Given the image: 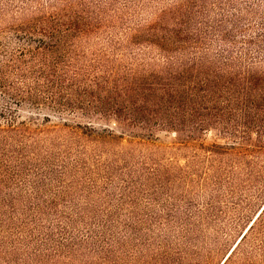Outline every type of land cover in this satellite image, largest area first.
<instances>
[{
	"label": "trees",
	"instance_id": "16d2710c",
	"mask_svg": "<svg viewBox=\"0 0 264 264\" xmlns=\"http://www.w3.org/2000/svg\"><path fill=\"white\" fill-rule=\"evenodd\" d=\"M121 1L68 0L51 5L49 16L13 19L8 28L24 35L31 48L0 68L3 92L18 102L35 99L36 85L11 82L10 75L35 60L47 65L54 54L55 70L63 65L65 73L58 82L48 80L46 70L32 72L36 81L45 79L49 105L109 128L0 124V144L55 135L59 141L78 138L65 152L81 140L105 152L114 145H151L166 132L175 134L166 146L174 151L172 159L177 149L210 151L216 186L253 177L264 157V0H167L147 17L156 0H124L123 12ZM136 14L140 18L132 23ZM95 34H105L106 44L88 58L89 48L79 49ZM34 37H40L38 44ZM209 131L225 142L206 145ZM63 161L40 158L25 170L0 164V264H191L184 248L174 245L160 246L148 260H125L121 252L130 228L120 204L91 214L73 195L49 197L63 184ZM139 171L132 175L161 173L159 166ZM251 220L219 264H264V205Z\"/></svg>",
	"mask_w": 264,
	"mask_h": 264
},
{
	"label": "rangeland",
	"instance_id": "374dc122",
	"mask_svg": "<svg viewBox=\"0 0 264 264\" xmlns=\"http://www.w3.org/2000/svg\"><path fill=\"white\" fill-rule=\"evenodd\" d=\"M65 1L68 0H0V8H7L0 14V68L12 55L31 48L24 35L8 28L14 24L13 19L21 22L24 18L49 16L53 14L51 5L59 7ZM166 1L156 0L144 16L147 17ZM124 5V0L117 3L120 12L125 10ZM23 11L27 13L22 14ZM139 18L140 14H136L132 23ZM39 38L34 37L31 42L38 44ZM105 41V34L92 35L79 51L89 48L86 55L90 58L91 50L101 48ZM50 56L53 57L48 58L47 65L35 60L23 66L18 73H11V82L36 85L34 91L39 97L18 102V97L0 89V124L7 126L23 121L31 129L62 127L65 123L109 128L98 119L90 122L80 113L61 112L49 105L51 98L43 93L45 79L36 81L32 72L46 70L48 80L58 82L57 78L65 74L64 68L59 65L55 70V55ZM69 68L71 73L74 66ZM115 132L119 134L118 129ZM174 136L162 132L151 141L154 145H137L135 149L114 145L107 147L105 152L97 150L87 140H81L73 146L74 149L65 152V147L76 143L78 138L59 141L54 135L37 136L35 141L17 139L10 145L0 144V164L14 170H25L40 158L61 157L66 166L63 184L49 197L64 192L73 195L91 214L96 211L95 214H100L102 209L109 207L114 210L120 204L123 207V224L130 228L121 252L125 260H148L160 246L174 245L184 248L188 263L219 264L264 205V157L257 160L253 177L246 180L242 176L232 187L228 181H218L216 186L212 179L214 169L210 151L197 147L177 149L176 157L172 159L174 151L166 146L171 144ZM203 142L210 146L224 143L225 139L216 131H209ZM98 160L109 163V166L100 168ZM157 166L161 169L158 176L132 175L135 170H140L136 173L138 175L143 173L142 170Z\"/></svg>",
	"mask_w": 264,
	"mask_h": 264
}]
</instances>
